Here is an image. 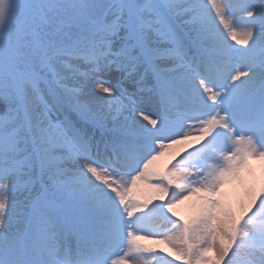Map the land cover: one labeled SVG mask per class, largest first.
Listing matches in <instances>:
<instances>
[{"label":"snow or ice","instance_id":"6c2138e0","mask_svg":"<svg viewBox=\"0 0 264 264\" xmlns=\"http://www.w3.org/2000/svg\"><path fill=\"white\" fill-rule=\"evenodd\" d=\"M250 159L264 0H0V264H264V169L222 191Z\"/></svg>","mask_w":264,"mask_h":264},{"label":"bare ground","instance_id":"6f19581e","mask_svg":"<svg viewBox=\"0 0 264 264\" xmlns=\"http://www.w3.org/2000/svg\"><path fill=\"white\" fill-rule=\"evenodd\" d=\"M196 139L195 137H190L188 140L184 141L182 144L174 145L173 147L165 150L164 155L169 156L170 154H173L174 152H177L181 150L183 147H187L190 145H195ZM161 159V158H160ZM159 161V160H158ZM158 161H156V166H158ZM167 163V162H166ZM249 163L254 169H258L257 175L258 180L260 179V173L261 170L264 169V163L257 161V160H249ZM250 176H244L242 180L233 181L235 184L232 188H224L222 191L225 194V198L229 200H234L237 204L239 202V207L235 206L234 211L238 214L237 211L238 208L243 209L246 207L247 204V197L245 196V190L247 187L251 186V184L254 182L251 181ZM158 196V193H156L152 188H150L145 182H138L137 187L132 190V192L129 194V198H134V200H143V199H152L153 201ZM199 202L197 201L196 197H192L190 200H185L183 203L176 205L174 208V211L179 210L181 207H185L187 209H190L192 216L195 213V208ZM145 244L157 251L160 249H164L165 253L169 251L170 249L166 244L158 243L155 239L153 240H146Z\"/></svg>","mask_w":264,"mask_h":264},{"label":"rangeland","instance_id":"374dc122","mask_svg":"<svg viewBox=\"0 0 264 264\" xmlns=\"http://www.w3.org/2000/svg\"><path fill=\"white\" fill-rule=\"evenodd\" d=\"M189 146H187V147H183L181 150H179V151H177V152H174L173 154H170L169 156H166V155H163L162 157H161V159H159V161H158V167L159 168H161V169H164L166 166H169V162L171 161V162H174V157L176 158V159H178L179 158V155L178 154H182L183 152H184V150H185V148H188ZM167 162V163H166ZM249 164H252V163H249ZM258 170V169H257ZM256 169H255V171H257ZM258 176L259 175H257V172H255V176H250L251 178V181L253 180V181H257L258 182ZM252 181V182H253ZM236 184V183H235ZM234 183H233V181L232 182H229V183H226L225 184V186H224V188H229V187H233L234 185H235ZM223 188V189H224ZM222 189V190H223ZM130 199H133L134 200V198H130ZM191 199V198H190ZM190 199H188V200H190ZM226 199V198H225ZM137 200V199H136ZM226 201L229 203V205L232 207V209L234 210V208L233 207H235V206H237V207H239L240 205H239V202H238V204L234 201V200H229V199H226ZM238 212H241V211H243V209H239L238 208V210H237ZM175 213H176V218H179V219H190V218H192L193 216H192V213H191V211H190V209H187V208H185L184 206L183 207H181L179 210H176L175 211ZM239 214V213H238ZM145 242L146 241H141V243H144L145 244ZM171 258V257H170ZM175 264H179V262L178 261H176L175 262Z\"/></svg>","mask_w":264,"mask_h":264}]
</instances>
